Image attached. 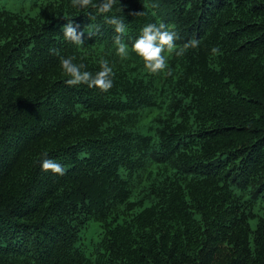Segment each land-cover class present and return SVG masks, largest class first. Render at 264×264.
I'll return each mask as SVG.
<instances>
[{
	"label": "trees",
	"instance_id": "1",
	"mask_svg": "<svg viewBox=\"0 0 264 264\" xmlns=\"http://www.w3.org/2000/svg\"><path fill=\"white\" fill-rule=\"evenodd\" d=\"M31 2L0 5V264H264V0H117L123 59L95 8ZM65 18L99 31L77 46ZM161 22L179 38L152 74L131 46ZM50 48L113 87L68 86Z\"/></svg>",
	"mask_w": 264,
	"mask_h": 264
},
{
	"label": "clouds",
	"instance_id": "2",
	"mask_svg": "<svg viewBox=\"0 0 264 264\" xmlns=\"http://www.w3.org/2000/svg\"><path fill=\"white\" fill-rule=\"evenodd\" d=\"M117 0H99L94 4L93 0H71V6L80 10L88 8H95L96 15H104V22L113 26L115 35L113 37L114 46L117 50V55L122 59L129 55V46L123 41V36L127 31V26L124 19L112 16L108 17L106 14L111 12ZM143 13H136L134 15H142ZM91 21L96 19V15L87 13ZM68 20L67 18H65ZM79 25H74L72 20L63 25L61 31L64 33V39L77 46H83L84 32H87L89 37L95 35L99 31V26L91 23L86 26L84 31L78 32ZM178 35L175 31L171 30L168 25L161 22L159 24L150 23L145 25L139 37L131 46V52L143 60L144 68L152 74L163 72L166 68L167 53L171 52L176 47V40ZM200 41L196 38L191 39L182 46V49L177 54H183V51L188 48L199 47ZM212 53L215 55L219 52L218 47L212 48ZM49 52L59 56L60 67L63 73L68 77L66 84L70 87L79 85H86L88 88L99 89L101 92H108L113 87V69L109 66L107 60L101 59L99 61L100 71L93 73L84 70L85 64L75 63V56L64 57L60 55L58 49L50 48ZM47 157V154H45ZM41 171L47 173L52 172L57 175H64V166L56 161L44 158L41 162Z\"/></svg>",
	"mask_w": 264,
	"mask_h": 264
},
{
	"label": "rangeland",
	"instance_id": "3",
	"mask_svg": "<svg viewBox=\"0 0 264 264\" xmlns=\"http://www.w3.org/2000/svg\"><path fill=\"white\" fill-rule=\"evenodd\" d=\"M31 0H0V5L13 12H25L31 8ZM25 10V11H24ZM101 237V228L97 221H91L82 232V244L91 250L94 243H97Z\"/></svg>",
	"mask_w": 264,
	"mask_h": 264
}]
</instances>
